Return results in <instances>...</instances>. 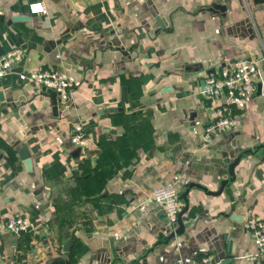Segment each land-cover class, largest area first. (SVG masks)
Listing matches in <instances>:
<instances>
[{
  "label": "crops",
  "instance_id": "1",
  "mask_svg": "<svg viewBox=\"0 0 264 264\" xmlns=\"http://www.w3.org/2000/svg\"><path fill=\"white\" fill-rule=\"evenodd\" d=\"M14 47L25 61L0 79V221L22 213L34 228L0 234V264L217 263L232 236L229 264H264L246 258L247 220L264 214V61L241 123L201 144L202 84L264 55V0H0V55ZM39 68L72 90L31 80ZM157 185L179 192L174 220L145 201Z\"/></svg>",
  "mask_w": 264,
  "mask_h": 264
},
{
  "label": "built area",
  "instance_id": "2",
  "mask_svg": "<svg viewBox=\"0 0 264 264\" xmlns=\"http://www.w3.org/2000/svg\"><path fill=\"white\" fill-rule=\"evenodd\" d=\"M33 12H43L45 8L40 2L32 3ZM25 57V49L14 47L0 55V79L20 65ZM264 55L255 58L240 56L229 64L219 66L208 74L201 87V93L209 102L208 122L201 135L204 145L214 143L223 134L234 130L242 121L240 109L250 94L256 91L257 82L262 81L261 63ZM30 79L65 94L72 90L73 82L66 76L49 69H35L30 72ZM236 107V108H235ZM70 141L75 146L87 143V132L84 124L76 123L71 130ZM145 201L160 205L165 214L174 220L181 209L179 192L172 185H157L145 195ZM255 251L246 254L249 260L264 259V214L253 215L247 220ZM33 224L22 214L15 213L0 221V234L6 232L22 235L33 229ZM192 264H216L215 259L208 255L195 260Z\"/></svg>",
  "mask_w": 264,
  "mask_h": 264
},
{
  "label": "water",
  "instance_id": "3",
  "mask_svg": "<svg viewBox=\"0 0 264 264\" xmlns=\"http://www.w3.org/2000/svg\"><path fill=\"white\" fill-rule=\"evenodd\" d=\"M24 61H25V58L21 61V63H20V65L19 66H17V67H15L14 69H13V71H22V65L24 64ZM238 219H240V218H238ZM237 219V220H238ZM242 220V219H241ZM240 221V220H239ZM237 230V224H234V232ZM227 237V236H226ZM228 239V238H227ZM228 244H230L231 245V250L229 251V253L231 254V256H229V257H227V258H225V259H222V260H220L219 262H217L216 264H229L230 263V261H232V256L234 255V253H235V247H236V240H235V238L232 236V237H229V239H228ZM58 264H68V263H66V262H64V261H60Z\"/></svg>",
  "mask_w": 264,
  "mask_h": 264
},
{
  "label": "rangeland",
  "instance_id": "4",
  "mask_svg": "<svg viewBox=\"0 0 264 264\" xmlns=\"http://www.w3.org/2000/svg\"><path fill=\"white\" fill-rule=\"evenodd\" d=\"M202 144V143H201ZM203 146H208L209 144H207V145H204V144H202Z\"/></svg>",
  "mask_w": 264,
  "mask_h": 264
}]
</instances>
